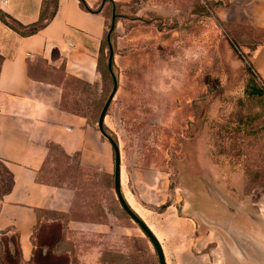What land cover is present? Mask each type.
Listing matches in <instances>:
<instances>
[{
	"label": "rangeland",
	"instance_id": "rangeland-1",
	"mask_svg": "<svg viewBox=\"0 0 264 264\" xmlns=\"http://www.w3.org/2000/svg\"><path fill=\"white\" fill-rule=\"evenodd\" d=\"M56 2L46 1L47 16ZM85 3L106 18L98 79L66 78L60 107L86 121L87 147L49 155L40 180L71 200L39 224L32 264H158L116 199L114 151L97 125L113 89V13L118 89L104 128L119 147L127 203L167 264H264V96L247 95L252 84L264 89L253 57L262 23L224 1ZM4 240L11 251L0 243V264H21L14 239Z\"/></svg>",
	"mask_w": 264,
	"mask_h": 264
},
{
	"label": "crops",
	"instance_id": "crops-1",
	"mask_svg": "<svg viewBox=\"0 0 264 264\" xmlns=\"http://www.w3.org/2000/svg\"><path fill=\"white\" fill-rule=\"evenodd\" d=\"M46 1L0 0V164L9 178L8 189L0 193V243L11 251L4 239H14L21 264H32L33 237L43 218L70 205L69 191L40 175L53 149L71 155L87 147L86 121L60 104L66 78L98 79L105 34L102 11H88L80 0H57L47 16ZM209 1L239 7L241 17L254 16L264 32V0ZM2 17L27 30L42 26L23 34ZM253 57L264 82V45L257 46Z\"/></svg>",
	"mask_w": 264,
	"mask_h": 264
},
{
	"label": "water",
	"instance_id": "water-1",
	"mask_svg": "<svg viewBox=\"0 0 264 264\" xmlns=\"http://www.w3.org/2000/svg\"><path fill=\"white\" fill-rule=\"evenodd\" d=\"M115 27V14L113 13L112 20H111V27L109 29L108 35H107V42L109 44V57H108V69L113 77V89L107 98L105 105L99 115L98 118V129L99 132L105 137L112 145L113 151H114V192L116 199L118 200L120 206L124 210V212L130 217V219L135 222L138 227L142 230V232L145 234V236L149 239L151 242L156 255L158 264H167L165 260V256L161 247V244L153 234V232L149 229V227L145 224V222L139 217V215L131 208V206L127 203L121 189V176H120V153H119V147L117 142L106 133L104 129V118L106 116L107 110L117 92L118 89V81L116 77L114 76L112 72V58H113V48L111 46L110 41V34L113 31Z\"/></svg>",
	"mask_w": 264,
	"mask_h": 264
},
{
	"label": "trees",
	"instance_id": "trees-1",
	"mask_svg": "<svg viewBox=\"0 0 264 264\" xmlns=\"http://www.w3.org/2000/svg\"><path fill=\"white\" fill-rule=\"evenodd\" d=\"M80 2H81L83 7H85L88 11H90V9L86 7V4L84 3L83 0H80ZM2 19L10 28H12L15 31H21L23 34L35 33L42 26V23H40L39 25L32 26L30 29L27 30L23 26H21L18 23H16L14 20L6 19L5 17H2ZM112 32H111V34H112ZM111 34H110V38H111ZM107 35H108V33H107ZM106 40H107V36H106ZM108 47H109V44H108ZM100 51H101V48H100ZM99 56H100V53H99ZM99 61H100V57H99ZM98 67H99V63H98ZM247 95L248 96H252V97L253 96H264V89L256 87L254 84H252L251 89L249 91H247Z\"/></svg>",
	"mask_w": 264,
	"mask_h": 264
}]
</instances>
